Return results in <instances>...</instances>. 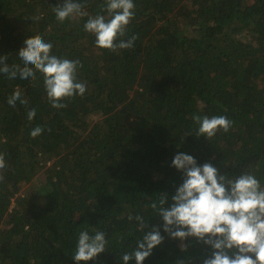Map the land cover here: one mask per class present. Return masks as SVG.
<instances>
[{
	"label": "trees",
	"instance_id": "trees-1",
	"mask_svg": "<svg viewBox=\"0 0 264 264\" xmlns=\"http://www.w3.org/2000/svg\"><path fill=\"white\" fill-rule=\"evenodd\" d=\"M75 2L87 15L61 23L54 7L64 0H0L5 63L23 67L19 50L40 35L52 55L80 61L86 85L56 109L39 73L34 81L0 73V264H77L83 230L104 232L108 244L78 264H124L154 226L164 239L143 264H203L211 247L189 237L184 249L150 204L167 194L171 205L183 183L172 166L178 153L228 178L252 173L264 186V0H133L122 39H137L116 52L97 48L84 29L90 16L107 18L105 0ZM16 90L27 105L8 104ZM195 115L232 125L209 140L196 135ZM37 126L43 132L33 138Z\"/></svg>",
	"mask_w": 264,
	"mask_h": 264
},
{
	"label": "clouds",
	"instance_id": "clouds-1",
	"mask_svg": "<svg viewBox=\"0 0 264 264\" xmlns=\"http://www.w3.org/2000/svg\"><path fill=\"white\" fill-rule=\"evenodd\" d=\"M83 5L75 0H64L63 5L54 7L56 19L63 23L69 18L85 16ZM135 4L133 0H105L102 11L105 15L90 16L84 24L86 32L95 36V45L99 49L116 52L118 49H128L137 39L132 36L122 39L127 27L134 18ZM36 19H39L37 17ZM25 47L19 50L18 56L23 62L9 66L7 57H0V73L8 79L33 81L37 73L43 77L44 89L53 108L61 109L68 98L77 95L83 97L86 85L78 81L77 72L83 65L79 60L58 58L51 54L53 45L45 42L40 35L27 38ZM27 105V100L21 99V92L16 90L8 98V104L15 106L17 101ZM36 116V110L28 111L31 121ZM199 125L196 135L205 136L211 140L218 131L228 132L232 121L226 116H193ZM43 132L39 126L30 135L35 138ZM172 166L183 173V183L171 197L169 207L167 194H161L158 202L150 204L151 209L163 220V231L172 239L183 242L189 237L196 238L212 249L211 256L203 260V264H264V186L252 173H243L235 178L220 175L218 169L210 163L197 165L193 156L178 153L172 160ZM6 162L0 153V170L5 169ZM0 175V181L3 180ZM128 219L133 220L129 215ZM137 229L143 231L148 225L142 216H135ZM159 227H153L142 240L137 241V250L125 252L122 255L124 264L135 258L136 264L151 255L152 250L163 242ZM108 241L105 233L94 230L90 235L87 230L79 233L73 259L77 262H87L96 258L106 250Z\"/></svg>",
	"mask_w": 264,
	"mask_h": 264
},
{
	"label": "rangeland",
	"instance_id": "rangeland-1",
	"mask_svg": "<svg viewBox=\"0 0 264 264\" xmlns=\"http://www.w3.org/2000/svg\"><path fill=\"white\" fill-rule=\"evenodd\" d=\"M38 176V175H37ZM36 176V177H37ZM41 178V176L39 175L38 176V179L37 178H35V179H33V182H32V186H37V185H39V179ZM25 188H27V186L25 185V186H23V189H25Z\"/></svg>",
	"mask_w": 264,
	"mask_h": 264
}]
</instances>
